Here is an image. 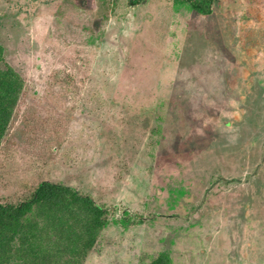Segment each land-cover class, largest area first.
Instances as JSON below:
<instances>
[{"label": "rangeland", "instance_id": "1", "mask_svg": "<svg viewBox=\"0 0 264 264\" xmlns=\"http://www.w3.org/2000/svg\"><path fill=\"white\" fill-rule=\"evenodd\" d=\"M132 1L0 0L24 83L0 204L49 182L106 207L83 264H264V0Z\"/></svg>", "mask_w": 264, "mask_h": 264}, {"label": "trees", "instance_id": "2", "mask_svg": "<svg viewBox=\"0 0 264 264\" xmlns=\"http://www.w3.org/2000/svg\"><path fill=\"white\" fill-rule=\"evenodd\" d=\"M217 1L176 0L205 17L211 15ZM2 62L0 46V144L24 86L16 71L1 67ZM109 215L106 207L90 196L70 187L42 183L29 200L0 204V264H83L110 223ZM132 219L125 212L113 222L126 227ZM149 264L172 262L167 253H161Z\"/></svg>", "mask_w": 264, "mask_h": 264}, {"label": "bare ground", "instance_id": "3", "mask_svg": "<svg viewBox=\"0 0 264 264\" xmlns=\"http://www.w3.org/2000/svg\"><path fill=\"white\" fill-rule=\"evenodd\" d=\"M15 120V119H14ZM10 127V126H9ZM73 219V218H72Z\"/></svg>", "mask_w": 264, "mask_h": 264}]
</instances>
